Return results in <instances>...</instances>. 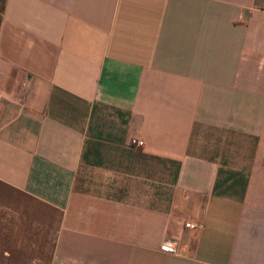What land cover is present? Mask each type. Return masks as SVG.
Listing matches in <instances>:
<instances>
[{
	"label": "crops",
	"instance_id": "crops-1",
	"mask_svg": "<svg viewBox=\"0 0 264 264\" xmlns=\"http://www.w3.org/2000/svg\"><path fill=\"white\" fill-rule=\"evenodd\" d=\"M263 11L0 0V264H264Z\"/></svg>",
	"mask_w": 264,
	"mask_h": 264
},
{
	"label": "built area",
	"instance_id": "built-area-1",
	"mask_svg": "<svg viewBox=\"0 0 264 264\" xmlns=\"http://www.w3.org/2000/svg\"><path fill=\"white\" fill-rule=\"evenodd\" d=\"M262 25L264 26V11H263V16H262ZM131 143H132V145H137L139 147H141L143 145V143L141 141H132ZM184 226L186 229H189L192 232H199L203 229V224L199 221L188 222V223H185ZM163 248L173 251L174 250V244L173 243H165L163 245Z\"/></svg>",
	"mask_w": 264,
	"mask_h": 264
}]
</instances>
